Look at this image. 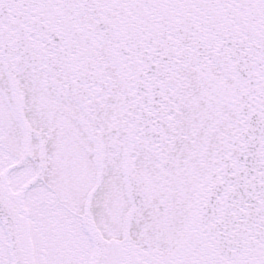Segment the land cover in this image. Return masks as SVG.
Instances as JSON below:
<instances>
[{
  "label": "snow or ice",
  "instance_id": "snow-or-ice-1",
  "mask_svg": "<svg viewBox=\"0 0 264 264\" xmlns=\"http://www.w3.org/2000/svg\"><path fill=\"white\" fill-rule=\"evenodd\" d=\"M0 264H264V0H0Z\"/></svg>",
  "mask_w": 264,
  "mask_h": 264
}]
</instances>
